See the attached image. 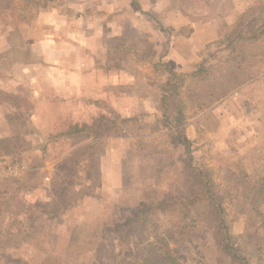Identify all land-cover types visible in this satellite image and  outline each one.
I'll return each mask as SVG.
<instances>
[{
  "label": "trees",
  "instance_id": "1",
  "mask_svg": "<svg viewBox=\"0 0 264 264\" xmlns=\"http://www.w3.org/2000/svg\"><path fill=\"white\" fill-rule=\"evenodd\" d=\"M176 1L180 13L192 22L224 18L234 7L233 0ZM47 2L0 0V12L10 8L16 14H26L33 6L47 7ZM132 3L140 8V0ZM194 6L206 12L195 15L191 11ZM141 13L159 31L168 36L174 32L162 24L160 13L151 10ZM221 28L222 37L217 43L226 55L214 63H202L189 72H175L161 61L153 62V70L165 75L159 95L161 121L166 129L164 149L154 150L149 144L138 142L130 152L141 157L140 160L165 154L164 165L154 174L138 169L133 176L131 196L119 198L57 254L51 216L56 208L70 204L77 167L83 165L96 178L106 137L121 134L126 125L136 123L137 119L121 116L102 99L72 98L84 107L93 105L95 111L75 116L69 107L64 108L54 127L42 134L38 164L72 150L61 162L65 174L54 188V196L35 205L33 214L38 218L33 220L37 225L34 231L22 223L24 214L17 205L21 194L40 186L37 171L29 170L17 180L0 182V264H29L10 254L22 243L42 253L37 264H182L185 254L194 250L201 253L202 248L207 253L200 264H264V213L258 210L264 204V175L254 179L236 164L224 169L223 186L207 163L193 158L192 143L180 130L190 115L203 112L264 73V0L251 1L232 24H222ZM135 34L133 26H124L122 35L116 38L122 47L117 46L118 55L124 51L123 41L134 38ZM7 55L0 52L2 59ZM119 67L118 62L112 61L104 70ZM53 97L66 101L57 95ZM177 146L181 148L182 158L173 163L174 155L166 149ZM11 153L9 147H4L0 158L18 156ZM228 208L235 214L246 215L239 234L232 232L233 220L228 216Z\"/></svg>",
  "mask_w": 264,
  "mask_h": 264
},
{
  "label": "rangeland",
  "instance_id": "2",
  "mask_svg": "<svg viewBox=\"0 0 264 264\" xmlns=\"http://www.w3.org/2000/svg\"><path fill=\"white\" fill-rule=\"evenodd\" d=\"M81 2L48 0L47 7L33 6L26 14L24 12L16 14L10 8L0 12V52L8 53L6 59L0 58V150L9 147L11 154L18 155L15 159L7 156L0 158V182L17 180L29 170L37 171L41 179L40 186L28 194H21V202L17 205L20 213L24 214L22 223L32 231L37 228L33 223V220L38 218L37 214H33L36 213L35 205L54 196V188L60 185L65 174L61 162L72 150L70 148L60 156L46 160L43 165L38 164L42 134L54 127L64 108L69 107L75 116L85 115L88 110L95 111L93 105L84 107L81 102L73 101L72 98L83 101L92 93L96 99L107 101L114 110L126 111L129 106L114 98L111 93V97H107L108 90L104 87L96 89L92 85V80H84L82 85L78 77L82 69L78 72H72L70 69V66H75L79 62L74 61L71 64L72 57L68 54L72 55L70 50L75 49L74 53L76 48L66 47L64 42L67 36L70 37L66 34L70 30L68 27L71 22L70 18L65 19L67 17L65 7H75ZM140 2L141 6L148 5L150 0ZM161 3L171 10H178L176 0L169 2L159 0L158 6ZM88 5L93 6L94 0H89L86 6ZM158 9H161V6ZM191 11L198 16L206 12L205 9L196 6L192 7ZM80 17L86 21L93 16L71 17L72 24L75 20L82 19ZM146 19L154 31H159L149 18ZM74 26L75 29L79 25ZM187 29L183 28L181 32L186 33ZM149 35L150 37H147V34L140 31L134 38L128 37L126 39L128 43L124 44L127 47H124L123 53L117 57L133 53L131 60L133 64L139 63L141 69L134 70L132 62L128 69L141 75L148 73L151 65L153 76L147 77V80L153 87L151 96L155 103L158 102L155 105L160 108L159 95L165 75L156 73L152 67L153 63L148 64L144 61L149 60V55L156 60V50L160 46L158 45L160 42L151 36L150 31ZM131 41H135L137 46L129 47L134 44ZM217 42L218 40L207 44L200 51V61L195 64V68L202 63L212 64L218 57L226 55ZM165 47L166 45L163 50ZM82 65L84 68V64ZM71 74L74 76L73 83ZM147 80H136L138 84L135 89L124 87L121 90L142 94L141 91H144L142 82L146 84ZM241 87L248 88L249 92L240 90ZM241 87L203 112L190 115L180 126L184 136L192 143L193 158L207 163L217 181L223 186L225 181L222 177L226 173L224 169L236 164L241 165L254 179L264 175V73ZM116 90L119 91V88L115 89V92ZM54 95L66 98V101H59L53 97ZM218 103L220 105L214 107ZM240 105L244 108L242 111L239 110ZM130 112L129 117H137L136 123L126 125L121 134L106 137L97 177L94 178L92 171L79 165L72 179L73 193L70 204L56 208L53 212L51 220L56 236L57 254L63 252L70 241L80 236L83 228L95 217L112 208L119 198L131 196L133 176L138 169H142L145 174H154L163 167L165 154L158 153L156 156L140 160L141 157L130 152L131 149H136L135 145L138 142L149 144L154 150L163 151V134L166 129L161 121L160 112L158 116L151 111L145 113L136 111L134 114L135 111L129 109ZM166 150L173 153V163L181 160L180 146L168 147ZM258 210L264 213V204L260 205ZM227 213L233 220L232 232L241 233L246 215L235 214L229 208ZM206 253V248H202L201 253L191 251L185 254L182 264H200ZM10 254L13 258H22L29 264H37L43 257L39 250L27 243H22L17 250H11Z\"/></svg>",
  "mask_w": 264,
  "mask_h": 264
},
{
  "label": "crops",
  "instance_id": "3",
  "mask_svg": "<svg viewBox=\"0 0 264 264\" xmlns=\"http://www.w3.org/2000/svg\"><path fill=\"white\" fill-rule=\"evenodd\" d=\"M81 1V4L75 7H65V16H67L65 19L70 18L71 22L70 27H68L70 30L66 34L70 35V37L67 36L64 42L67 45L66 47L76 48V52L73 53L74 49L70 50L72 55L68 54V56L72 57L71 64L74 61L80 63L75 66H70V69L72 72H78V70L82 69V71L80 70V76H78L81 79L82 85H84V80H92V85L96 87V89L104 87L105 90H108L107 97L110 98L111 95H113L114 98L129 105L126 111L115 109L121 116L129 117V115H131L129 109H133L135 111L134 114L136 111L137 113L151 111L152 114L156 113V116H158L160 108L155 105L158 104V102L156 101L155 103L152 98L153 87L150 81L147 80L149 76H153L151 65L149 66L148 73L146 72V74L141 75V73L137 74L128 69L133 61L131 60L133 53L123 57H117V46H120L118 43H121V41L116 38L122 35L124 26L129 24L135 28L136 34L142 31V33L147 34V37H150V31L151 36H153L158 43L160 42V44H158L160 46L156 50L157 59L155 60L149 55V60H144L145 62L150 64L155 61H161L172 71L189 72L194 70L195 64L200 61V51L207 44L215 42L222 37V24H232L238 15L242 13L253 0H233L234 7L227 16L224 18L214 17L206 22H192L188 17L182 15L180 11L175 9L171 10L163 3L159 4L161 9H158L159 0H150L148 5L141 6L140 4V8L133 6L132 0H94L93 6H86L89 0ZM167 1L169 2L170 0ZM147 10L160 13L162 15V24L168 28H172L174 32L168 36L157 30L154 31V29L149 26L148 20L141 13ZM78 15H92L93 17L86 21L83 20V17H80L82 19H77V21L75 20L74 24L79 26L74 29L75 26L72 24V18ZM186 27L188 28L186 33H182V29ZM123 43H128V40L123 41ZM132 43L134 44H131L129 47L134 48L137 46L135 41ZM144 44L148 47L145 41ZM164 45H166V47L163 50ZM124 47H127V45ZM119 48L122 47L120 46ZM90 58L93 59L91 60ZM112 61L118 62L120 67L104 70ZM82 64H84V68ZM133 68L134 70L141 69V65L139 63L133 64ZM70 77L73 83L74 76L71 74ZM160 79H162V77H160ZM136 80L148 81L146 84L142 82L144 86V91H141L142 94H136L131 91L122 92L121 89L124 87L135 89L138 84ZM117 88H119V91L116 90L115 92ZM245 88L241 87L240 90H248V88ZM91 91H93L92 88ZM247 92H249V90ZM257 92L260 93L259 91ZM87 96L88 98L91 97L96 99L92 93ZM219 105L218 103L214 107ZM239 108L240 111L244 109L242 105H240ZM245 167L248 170L247 165H245Z\"/></svg>",
  "mask_w": 264,
  "mask_h": 264
}]
</instances>
